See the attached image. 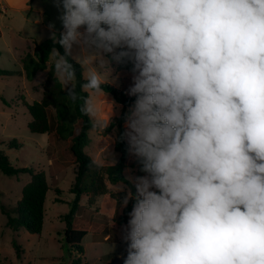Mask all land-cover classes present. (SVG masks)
<instances>
[{
  "label": "clouds",
  "instance_id": "obj_1",
  "mask_svg": "<svg viewBox=\"0 0 264 264\" xmlns=\"http://www.w3.org/2000/svg\"><path fill=\"white\" fill-rule=\"evenodd\" d=\"M55 2L66 54L120 48L113 58L133 63L123 135L147 175L122 201L135 200L124 264H264V0ZM53 54L75 103L76 70ZM96 58L80 61V87L99 94Z\"/></svg>",
  "mask_w": 264,
  "mask_h": 264
},
{
  "label": "rangeland",
  "instance_id": "obj_2",
  "mask_svg": "<svg viewBox=\"0 0 264 264\" xmlns=\"http://www.w3.org/2000/svg\"><path fill=\"white\" fill-rule=\"evenodd\" d=\"M14 1V6L8 7L0 18V69L7 71L0 74V95L7 102L0 99V149L17 167L44 171L51 190L45 203L42 233L32 234L24 228L14 231L6 226L7 218L1 211V205L12 210L20 201L22 189L31 180V175L7 176L0 173V264H124L127 256L124 236L130 217L120 225L116 220L122 214V201L130 189L124 183L111 184L106 176L107 193L97 196L93 203H89L88 197L83 195L82 207L74 218V227L88 232L82 242L84 252L79 254L70 250L64 241L63 216L69 212L75 196L70 189L75 182L77 165L69 150V141L56 134L30 131L28 123L31 115L24 104L42 99L47 72L54 64V54L52 52L50 56L48 68L39 71L32 81L26 79L20 61L22 55L33 52L35 45L53 37V31L55 35L64 31L58 19L62 10L56 7L55 0H34L26 5L24 0ZM49 24H54L55 28L50 30ZM80 30L84 31L83 27ZM120 51L116 48L112 53H105L74 43L70 53L79 62L86 56H97L91 66L102 74L106 83L118 88L127 83L130 88L133 84V63L130 60H115L113 57ZM101 60L103 67L100 66ZM86 68L85 64L84 77ZM88 92L95 106L92 119L96 128L90 131L91 143L85 151L97 164L110 165L119 157L114 149L117 128L108 135H103L102 129L120 114L122 105L105 91L106 95L104 92ZM106 121L107 125L103 127ZM123 126L127 130L126 122ZM136 162V158L129 154L125 175L134 183L137 177L147 175L140 174ZM112 245L115 247L110 250Z\"/></svg>",
  "mask_w": 264,
  "mask_h": 264
},
{
  "label": "trees",
  "instance_id": "obj_3",
  "mask_svg": "<svg viewBox=\"0 0 264 264\" xmlns=\"http://www.w3.org/2000/svg\"><path fill=\"white\" fill-rule=\"evenodd\" d=\"M60 34L55 35V40L51 37L35 45L33 52H27L21 57L24 75L27 80L32 81L39 71L46 70L47 63L55 49L61 56L66 55L69 62L73 64L76 70L75 91L82 99L75 103L69 100L67 90H64L63 84L54 76V64H52L47 72L42 99L33 103L24 102V104L31 115V120L28 123L31 132L56 134L62 140L69 141V150L77 165V173L75 182L70 189L75 196L69 212L63 216L65 222L64 241L70 250L82 254L84 252L82 242L88 232L74 227L75 215L82 207L80 203L82 196L86 195L89 203H93L97 196L105 195L108 188L104 176L111 184L124 183L129 187L133 196L136 194L135 183L125 175L129 152L127 140L123 135L126 132L123 124L126 122L127 110L134 104L136 97L128 94L127 83H123L120 88L108 83L101 85L106 93L122 105V109L120 114L112 118L111 122L102 129L103 135H108L114 128H117L114 149L119 157L110 165L97 164L85 151V148L91 143L90 131L96 128V124L92 117L84 115L80 111L84 104L83 98L90 96L88 90H82L80 87L85 82L84 66L71 53L66 54L64 47L56 42L59 40ZM6 72L0 69V74ZM0 99L7 103L1 95ZM11 146L12 142L9 144L10 149ZM136 163L140 174H144L145 172L141 171V165ZM0 173L7 176H18L24 173L31 175V180L22 189V197L17 205L12 210H7L4 205H1V211L7 218L6 226L11 230L17 231L24 228L32 234H41L46 212L45 203L48 192L51 190L46 173L35 171L30 167H17L3 149H0ZM57 201L61 202L60 199ZM134 203V199H129L127 206L122 208V214L116 220L119 225L128 221ZM75 263L78 264V262Z\"/></svg>",
  "mask_w": 264,
  "mask_h": 264
},
{
  "label": "crops",
  "instance_id": "obj_4",
  "mask_svg": "<svg viewBox=\"0 0 264 264\" xmlns=\"http://www.w3.org/2000/svg\"><path fill=\"white\" fill-rule=\"evenodd\" d=\"M15 1L14 0H0V18H1V14H4L7 12L8 7H12L14 6ZM28 3H32L31 1L28 2V0H24V4H28ZM0 37H2V32L0 31ZM23 56V55H22ZM21 61V59H20ZM22 65V63H21ZM23 70V67H22ZM24 73V71H23Z\"/></svg>",
  "mask_w": 264,
  "mask_h": 264
}]
</instances>
